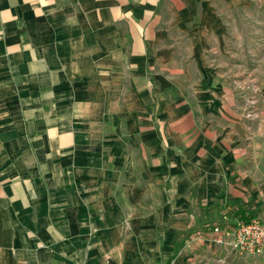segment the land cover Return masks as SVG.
Returning <instances> with one entry per match:
<instances>
[{
  "label": "crops",
  "instance_id": "1",
  "mask_svg": "<svg viewBox=\"0 0 264 264\" xmlns=\"http://www.w3.org/2000/svg\"><path fill=\"white\" fill-rule=\"evenodd\" d=\"M253 218L264 0H0V264H264Z\"/></svg>",
  "mask_w": 264,
  "mask_h": 264
},
{
  "label": "built area",
  "instance_id": "2",
  "mask_svg": "<svg viewBox=\"0 0 264 264\" xmlns=\"http://www.w3.org/2000/svg\"><path fill=\"white\" fill-rule=\"evenodd\" d=\"M215 242L229 247L239 256L259 255L264 250V220L253 218L241 222L230 232L219 236Z\"/></svg>",
  "mask_w": 264,
  "mask_h": 264
},
{
  "label": "rangeland",
  "instance_id": "3",
  "mask_svg": "<svg viewBox=\"0 0 264 264\" xmlns=\"http://www.w3.org/2000/svg\"><path fill=\"white\" fill-rule=\"evenodd\" d=\"M234 28H237L236 25L234 26ZM248 30H250V26L249 23H246V31ZM254 77L255 76L252 74V71L247 70L244 73L239 74V77H237L240 78V80L237 82H242L244 80L245 81L243 83H234L236 94L243 100V117H247L246 119L249 120L254 119L253 116L258 110L261 98V88L259 84L254 80ZM248 114H250V116H247Z\"/></svg>",
  "mask_w": 264,
  "mask_h": 264
},
{
  "label": "trees",
  "instance_id": "4",
  "mask_svg": "<svg viewBox=\"0 0 264 264\" xmlns=\"http://www.w3.org/2000/svg\"><path fill=\"white\" fill-rule=\"evenodd\" d=\"M240 213H242V212H240ZM244 222H248V221L245 220ZM174 256H175V253L173 255L169 256V258L167 260V264L170 263V261L172 260V258H174Z\"/></svg>",
  "mask_w": 264,
  "mask_h": 264
}]
</instances>
